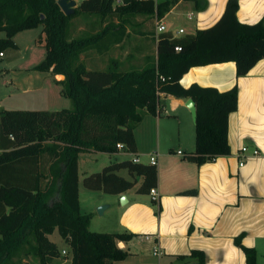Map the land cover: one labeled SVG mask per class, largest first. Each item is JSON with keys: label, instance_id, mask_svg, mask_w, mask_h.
Listing matches in <instances>:
<instances>
[{"label": "trees", "instance_id": "16d2710c", "mask_svg": "<svg viewBox=\"0 0 264 264\" xmlns=\"http://www.w3.org/2000/svg\"><path fill=\"white\" fill-rule=\"evenodd\" d=\"M174 1L79 0L71 14H64L56 0H0L4 32L0 51L15 46L16 31L39 25L45 52L32 68L61 74L54 81L71 103L55 110L0 107V264H24L20 259L28 256L35 264H47L60 254L47 237L53 229L68 247V264H111L126 255L116 243L135 233L87 227L90 214L78 207L77 156L81 151L115 152L117 142L133 152V127L145 113L157 114L160 92L194 102L193 147L183 154L186 159L199 164L229 152L226 121L236 107V87L218 90L197 83L183 87L178 79L190 66L226 60L234 62L238 76L264 58V25L238 21L237 0H225L220 16L208 27L179 37L158 33L155 59L140 67L125 69L109 58L103 68H87L79 53L90 45L98 48L102 33L67 36L68 20L76 13L159 17ZM174 45L180 49L174 50ZM44 155L47 161L42 166ZM156 181L155 165L130 158L110 161L81 178L85 188L111 194L136 182V192L149 193ZM234 242L243 251L245 264H256L254 249L242 245L238 237ZM191 253L201 263L202 252Z\"/></svg>", "mask_w": 264, "mask_h": 264}, {"label": "crops", "instance_id": "0c3cea01", "mask_svg": "<svg viewBox=\"0 0 264 264\" xmlns=\"http://www.w3.org/2000/svg\"><path fill=\"white\" fill-rule=\"evenodd\" d=\"M120 2L115 0L116 4ZM224 3L225 0H175L159 17L154 13L112 12L107 17L76 13L68 20L66 32L69 38L102 33L98 48L90 45L79 53V59L87 68H103L109 58L117 59L125 69L140 67L155 59L158 33L179 37L208 27L220 16ZM235 14L240 22L260 21L264 25V0H237ZM157 19L164 26L161 31L155 28ZM98 62L103 65L96 66ZM46 72L53 80L62 78L59 73ZM178 82L183 87L190 83L218 90L236 87V107L228 113L226 121L229 152L199 164L186 159L183 154L193 147V121L184 105L187 97L160 92L154 115L160 116L161 110L166 113V104H169L178 126L184 120L189 124L191 138L182 148L166 147L160 152L151 148L143 152L133 133L134 151H140L134 154L146 157V153L156 152V199L151 200L149 193L136 192V185L113 193V199L92 203V207L105 203L102 212H114L108 222L104 221L103 227L107 230L103 231L126 229L135 233L126 241H117L126 255L111 260V264H245L243 251L234 237L254 249L256 264H264V58L238 76L231 60L190 66ZM35 85L25 84L21 89L30 91ZM242 146L246 147L243 153L240 152ZM177 149L183 154L177 153ZM252 149H256L257 154H251ZM81 153L77 156L78 179ZM77 188L80 210L78 182ZM190 188L195 192H182ZM121 194L126 199L122 203L119 202ZM191 250L202 252L201 263ZM61 252L69 256L64 255L60 260L59 254L47 264H68V247ZM20 261L35 264L30 256Z\"/></svg>", "mask_w": 264, "mask_h": 264}, {"label": "rangeland", "instance_id": "374dc122", "mask_svg": "<svg viewBox=\"0 0 264 264\" xmlns=\"http://www.w3.org/2000/svg\"><path fill=\"white\" fill-rule=\"evenodd\" d=\"M19 31V32H18ZM13 34L14 47L3 46L1 48L2 56H0V107L18 108V109H47L55 110L62 107H70L71 103L68 97L59 92L60 85L56 83L51 75L47 76L46 71H39L31 67L44 57L43 39L40 32V26L24 28ZM40 34V37L38 35ZM3 36V31L0 30ZM103 62L96 64L102 66ZM25 84L35 85V89L23 91L21 87ZM162 104V99H161ZM166 113L160 112V116L145 113L141 119L133 127V133L141 144L143 152L151 148L162 151V148H177L184 146L191 138V129L189 124L184 121L173 120L171 114L173 111L166 104ZM162 117L164 121H162ZM158 120V125L156 122ZM192 121V118L190 116ZM163 128V129H162ZM179 134V136H178ZM179 142V143H178ZM78 163V186L80 189L81 209L80 212L89 213L88 229L103 231L107 230L103 227V223L108 222L114 212L105 211L98 213L96 207H92V203L99 199H113L111 193H105L99 190H89L81 183L84 174L91 171L99 170L103 165L113 160L130 158L133 152H115L104 151H81ZM140 161H146L144 155H138ZM42 166L46 163V156L42 158ZM119 174L127 177L124 169L117 170ZM136 184L133 185L134 186ZM105 204V203H104ZM49 239L55 242L60 251L59 259L63 260L66 253H62L61 249H66L65 243L54 229L53 233H49ZM69 256V255H66Z\"/></svg>", "mask_w": 264, "mask_h": 264}, {"label": "built area", "instance_id": "2783aa9c", "mask_svg": "<svg viewBox=\"0 0 264 264\" xmlns=\"http://www.w3.org/2000/svg\"><path fill=\"white\" fill-rule=\"evenodd\" d=\"M78 1L79 0H75V2H78ZM155 28L158 31H161L164 28V26L161 23L160 19L156 20ZM179 31H181V28H179ZM173 49L174 50H179L180 47L178 45H174ZM1 54H2V51H0V55ZM160 79L163 80L164 78L161 76ZM115 147L117 148V150H121L122 152H127V151L124 150L123 145L121 143H119V142H117L115 144ZM245 150H246L245 146L240 147V152L241 153H243ZM176 152L179 153V154H183L179 149H177ZM132 154L133 155L130 157V159L132 161H135V162L140 161V158L138 157V155H136L134 153H132ZM251 154H253V155L257 154V150L256 149H252L251 150ZM145 155H146V162L155 165V163H156V152L155 151L149 152V153H146ZM239 164H242V160L239 161ZM149 195H150V199L151 200H155L156 199V192H155L154 188L150 189Z\"/></svg>", "mask_w": 264, "mask_h": 264}, {"label": "water", "instance_id": "95a60500", "mask_svg": "<svg viewBox=\"0 0 264 264\" xmlns=\"http://www.w3.org/2000/svg\"><path fill=\"white\" fill-rule=\"evenodd\" d=\"M56 3L58 5V7L60 8V10L64 13V14H71L73 12L74 6H75V0H56ZM184 105L187 107L191 118H194V114H195V109H194V102L190 97H187ZM126 199L124 197L123 194H121L119 196V202L122 203L124 202ZM105 204H100L98 206H96V210L98 211V213H100L102 211V209L105 207Z\"/></svg>", "mask_w": 264, "mask_h": 264}]
</instances>
